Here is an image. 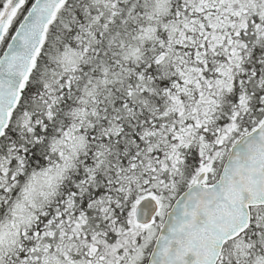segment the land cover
<instances>
[{
    "label": "snow or ice",
    "instance_id": "obj_1",
    "mask_svg": "<svg viewBox=\"0 0 264 264\" xmlns=\"http://www.w3.org/2000/svg\"><path fill=\"white\" fill-rule=\"evenodd\" d=\"M0 264H264V0H0Z\"/></svg>",
    "mask_w": 264,
    "mask_h": 264
}]
</instances>
